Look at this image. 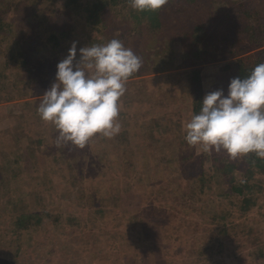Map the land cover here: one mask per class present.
Masks as SVG:
<instances>
[{
	"label": "rangeland",
	"instance_id": "rangeland-1",
	"mask_svg": "<svg viewBox=\"0 0 264 264\" xmlns=\"http://www.w3.org/2000/svg\"><path fill=\"white\" fill-rule=\"evenodd\" d=\"M8 1L0 0V6ZM250 1L254 2V6L259 12L264 11L263 3H255V0ZM218 4L223 6L220 2ZM47 6H50V2L47 3ZM46 8L42 14L40 13L39 19L34 20V25H37L31 28L36 36L31 37L25 31L26 33H22V37H19L13 31L6 34L5 40H3L4 36L0 37V61L8 56L7 50H3L4 44L7 42L9 44L6 45H10L18 38H21L19 43L21 44L20 41L23 42L22 48L26 52L39 49L36 57L39 60L46 58L50 50L56 56L54 61L47 62L51 74L32 81L33 86L29 94L22 98L23 101L27 100V104L23 102L22 106L16 108V113L18 110L19 114L15 118V122L14 119H11L14 115L7 119L0 118V140H2L3 134L12 129L15 140L22 138L21 140H26V143L36 140L38 142L37 147H44L43 149L52 156L56 153L60 155L56 157L65 160V157H73L80 147L68 143L69 149L65 151L66 148L58 149L56 144L48 145L49 142H46L42 136L44 129H52L55 125L51 122L48 125L46 121L42 120L37 109L43 93L56 80L58 63L65 58V53H69L73 42L77 44L78 57L76 59L80 58L79 49L85 47L81 40L87 37V32H77L74 35L76 37L71 41L65 38L63 42H67L68 45L63 48L65 53L60 54L59 47H51L54 41L50 39L49 34V31L56 33L58 31L54 25H52L53 29H48V31L46 25L50 21L62 23L66 16L58 15L49 10L48 7ZM9 14L8 11L4 8L1 10L0 7V16L6 19ZM17 14L18 20L21 15L19 12ZM114 16L108 18H114ZM142 20L139 26L145 29L149 19L143 18ZM206 22L205 20V24ZM219 23L221 22L217 21L216 23L217 29L225 30L226 32H222L227 34L228 40L215 39L212 43H206L205 50L200 51V61L194 57L196 62L186 64L188 60L182 56L185 44L171 42L170 45H173L171 48L173 62H183L185 66H177L168 70L153 69L150 72H140L143 74L136 72L129 78L126 84V92L119 102L120 133L108 138L109 141L107 142H104L107 137L102 134H96L93 136L94 139L91 138V142L95 143L91 149H97L102 153L101 166L104 162V171H108L112 178L105 174L104 178H107L105 181L98 168L92 169L90 166L85 168L82 162H78L74 169L68 167L67 172L63 171V165L57 167V178L61 176H68L73 180L79 178L81 185L86 187L85 191L91 187L93 182L99 183L96 194L89 202L91 206L87 209L86 216L92 217L94 210L101 205L120 206L119 219L115 217L116 220L108 227L109 229L118 231L121 225L128 224L127 217L132 212L145 213L146 216L141 219L145 223H138L135 219H130V223L135 222L134 225L139 224V227L150 229L153 231L151 234L157 236V244L153 248L155 258H151L150 253L141 254L142 256L137 257L139 258L137 259L133 255H120L117 252L107 257H100L99 252L95 251L86 257L81 252L80 236L75 234L60 235L57 225L52 222V220L59 219L69 213L75 215L76 210L81 205L78 201L82 200L80 195H71L60 208L48 209V213L36 225L32 226L31 230L12 229L13 231L9 233V240L0 244V264H94L93 261H100V264H156V260L160 259H166V264H188L189 258L200 255H208L210 264H264V226L258 230L255 228L252 233L249 225L245 228L241 227L237 223V219L232 217L233 210L240 205L237 203L238 198L237 196L229 198L227 192L230 179H233L236 187L240 188L241 180L253 177L258 180L256 188H262L264 195V159L253 158L251 160L253 162L250 163L249 160L238 157L236 162L239 163L240 169L245 174H237L234 177L232 172L230 174L227 169L229 166L223 163L225 156L230 158L226 152H216L215 150L205 152L203 146L187 147L182 144L181 137H179V134L185 132L183 125L190 120L192 115L197 114L195 109L198 108L199 102L201 105L198 111L202 107L204 96L208 92L215 91L218 87V83H208L213 86L212 89L205 85L207 77L203 73L205 67L209 64H215L217 66L216 71L211 73V69H208V75L217 79L223 74L225 76H221V78L229 81L235 71L241 68L233 63L234 58L243 56V62L251 66L254 64L251 59L254 60L257 56L256 53L264 48V38L259 40L260 38L249 34L244 29L245 32H242L241 27L236 28L232 25L230 28V25L221 23V26ZM127 31L130 32V29ZM145 33L148 35L147 28ZM194 37H196V30L191 33V37H188L186 41H194ZM149 43L154 44L151 38ZM150 46L153 47L154 45ZM231 48V51L235 50L236 52L234 57L231 56V51L229 52ZM156 49L158 50V48ZM190 54L193 55L192 52ZM216 55L218 56L216 57ZM137 56L142 61V67L147 65L153 68L151 64L155 65V62L144 58L147 57L146 51H142V54ZM199 66L202 67L201 75L204 76V79L196 80L191 77L189 72L181 73L183 69ZM9 79L4 89L0 90V104L12 103L17 99L13 97L15 90L12 88L11 78ZM20 110L23 112L22 114ZM13 125L15 126L13 127ZM175 137L177 138L175 139ZM5 138L6 136L3 138L4 141ZM171 145L174 146L173 149ZM55 148L58 149L57 152L54 151ZM81 150H83L80 153L81 156L76 158H80L81 161L83 159L90 161L91 158L87 152L89 148H82ZM108 153H111V162L108 161ZM131 155L135 156L131 157ZM38 159L43 162L40 158ZM121 159L127 162L133 161L137 163V167L124 166L120 170L114 169L111 165ZM73 161L75 162L76 159ZM44 163L46 162L44 161ZM216 167H222L224 170H216ZM31 168L33 169V167ZM141 175L145 180L141 179ZM87 177L85 182L84 178ZM193 181L194 183H192ZM182 188L185 190L181 191ZM255 190L257 191V189ZM182 192H187V195L182 194ZM38 194V200L44 203V206L36 207L32 211L33 214L46 207L51 200L46 191H40ZM6 199L5 197L0 198V214L2 211L4 215L14 211V214H20L23 219L25 210L22 203L6 207L5 212L3 205ZM84 202L86 204L88 200ZM225 206L230 207V212L227 214L222 213ZM190 208L193 210H186ZM258 209L264 214L263 206L258 207ZM193 216L200 218V226H195V230L192 227ZM32 218L34 220V217L30 216L25 220ZM194 224L196 225V222ZM137 228L138 226L135 227V230ZM96 234L97 231L92 234V246L96 245L99 240ZM220 237L222 241L219 239ZM230 241L237 242L240 247L239 253L236 248L234 250L239 255L235 261L231 259L232 254L228 255V251L227 257L218 254L224 251L220 244L222 243L224 246ZM211 254L214 256L212 257ZM242 257L249 258V262L243 261ZM175 259L180 261L175 262Z\"/></svg>",
	"mask_w": 264,
	"mask_h": 264
},
{
	"label": "trees",
	"instance_id": "trees-1",
	"mask_svg": "<svg viewBox=\"0 0 264 264\" xmlns=\"http://www.w3.org/2000/svg\"><path fill=\"white\" fill-rule=\"evenodd\" d=\"M174 1L175 0H169V3L158 11L140 12L131 7L130 0H9L7 3L0 6L1 10L4 8V10L10 13L6 19L0 16V37L4 36L3 40H5V37H7L6 34L13 31H15L19 37H22V33L24 34L25 31L29 33L31 37L36 36L31 29L37 25H34V20H38L40 13L42 14V11L48 7L49 10L58 15L62 14L66 16L65 21L62 23L50 21V23L46 25L47 30L53 29L52 25H54L58 31V33H56L55 31L48 30L50 39L54 41L51 47H59L60 54L65 53L63 48L68 45V43L63 42V40L68 38L71 41L76 37L74 35L77 34V32L80 33V31L87 32V37L81 40L83 46L103 45L112 39H119L125 47L132 49L137 55L142 54V51H146L147 57L144 58H146V60H151V62H155V65L151 64L153 68L144 65L138 73L142 71L150 72L153 71V69L168 70L176 68L177 66H185L183 62H173V54L171 53L173 45H170L171 42H178L179 44L182 42V44H185L182 56L185 60H188L186 64H193L194 61L196 62L194 57L200 61V51L202 49L205 50L206 43H212L215 39H220L221 41L228 40L227 34L222 32L225 30L217 29V21L224 23L223 25H230V28L232 25L236 28L241 27L240 30H242V32H245L243 31L244 29L248 31L249 34L260 38L259 40L264 38V11L259 12L257 7L254 6V2L250 0ZM48 2H50V6H47ZM219 2L223 6L218 4ZM258 2L264 4V0H255V3ZM10 9L12 12H10ZM18 12L21 17H18L17 20ZM109 16H114V18H108ZM143 18H145V20L149 19L148 26L146 27L148 29V35H145L146 28L143 29L142 26H139ZM205 20L207 21L206 24ZM127 29H130V32H128ZM194 30H196V37L193 38L195 40L187 42V38L191 37V33H193ZM129 36H131L130 39H128ZM124 37H126V39H124ZM150 38L154 44L149 43ZM20 39L21 38H18L10 45H6L9 44L7 42L4 44L3 50H7L8 56L0 61V90L4 89L6 82L11 78L12 88L15 90L13 97L18 99L14 102L12 101V103L0 104V118L7 119L11 115H14L13 118H11L14 119V122L19 114L18 110L16 113V108L22 106L23 102L27 104V100L23 101L22 98L29 94L33 86L32 81L34 79L49 76L51 74V69L47 62L54 61L56 57L55 53L50 50L46 58L39 60L36 58L39 49L26 52V50L22 48L24 45L23 42L20 41L21 44L19 43ZM150 45L154 46L151 47ZM156 48H158V50ZM231 50L232 48L229 52ZM190 52H192L193 55L190 54ZM235 53V50L231 51V56L234 57ZM67 55L68 53H65V58ZM256 55L254 60L253 58L251 59V61H254V64L251 66L243 62V56L234 58L233 63L237 66L239 65L241 68L237 69L235 74L233 73L234 75L231 74L230 80L237 76H240L241 79L247 78L259 63H264V48L260 49ZM217 56L218 55H216V57ZM79 60L80 58L77 59V61ZM208 66L203 70V73L207 75L205 85L212 89L213 86H210L208 83H218L216 90L223 89L225 90V95H227L230 80H223L221 78V76H225L223 74L220 75V78H217L218 80L213 76H209L207 70L211 69L210 71L213 73L216 71L217 66L215 64H209ZM184 71L187 73L189 72L191 77H194L196 80L204 79V76L201 75V66L186 70L183 69L181 73ZM200 105L201 102H199L198 108ZM198 108L195 109L197 114L202 107L199 111ZM20 113L22 114L23 112L20 110ZM20 123L22 124V121H20ZM49 123L50 122H47L48 125ZM14 126L15 125H13V127ZM12 133L11 129V131L3 134L2 140H0V198H7L3 205L5 212L6 207H12L18 203H22L25 215L22 219L20 214H14V211L8 212L7 215H4L2 211V214H0V244L5 240H9V233L13 231L12 229L31 230V227L36 225L37 222L48 213V209L60 208L71 195H80L81 198H79L82 201H78L79 205H81L79 209L76 210L75 215L69 213L59 219L52 220V222L57 225L60 235L75 234L80 236L82 244L81 252L84 253L86 257L90 256L92 251H95L99 252L100 257H107L117 252L120 255L128 254L136 258L141 257V254L146 255L150 253V257L155 258L153 248L157 244V236L151 234L153 231L150 229L139 227V224L134 225L135 222L130 223V219H135L141 224L145 223L141 221V219L146 216L144 215L145 213L137 211H135V213L132 212L130 216L128 214V224L121 225L118 231L109 229L108 227L113 224L114 220L117 218L119 219L120 206L110 207L101 205L94 210L92 217L86 216L87 209L91 206L89 202L96 194L99 183L93 182L91 187L85 191L86 187L81 185V180L79 178L73 180L68 176L56 177L57 167L63 165V171L67 172L68 167L74 169L78 162L84 163L83 165L85 168L89 166L92 169L98 168L100 173L103 174V178L105 174L107 177L110 176L108 171H104V162L101 166L102 153L97 149H91V146L95 145V143L91 142V139L83 147L89 148V151H87L89 155H87L90 156V161H85L84 159L81 161L80 158H76L81 156L80 153L83 151L81 150L82 148L77 149L73 157H65L64 160L56 157L60 156L56 153L52 156L48 151L43 149L44 147H37L38 142L36 140L29 143H26V140H21L22 138H20V140H15V135ZM185 135V132L179 134L181 142L187 147H190L185 141ZM4 136H6L5 141L3 140ZM42 136L46 142H49L48 145H57L59 132L56 127L44 129ZM176 138L177 137H175V139ZM107 141H109L108 138L105 139L104 142ZM171 146L173 149L174 146ZM58 147V149L66 148L65 151L69 149L67 144H62ZM58 149L54 151L57 152ZM108 155V161L111 162V153H108ZM134 156L135 155H131V157ZM240 157L249 160L250 163L253 162L251 161L253 158H257L255 153ZM38 158L43 160V162L39 161ZM50 159L52 160L50 161ZM74 159H76L75 162L73 161ZM223 159V163L229 166L227 169L230 174L232 172V176L236 177L237 174H245V172L240 169L239 163L236 162L238 157L232 159L231 157L225 156ZM44 161L46 163H44ZM111 166L114 167V169L118 168L120 170L124 166L130 168L137 167V163L133 161L127 162L121 159ZM31 167H33V169ZM216 170L221 171L224 169L222 167H216ZM110 177L112 178V176ZM84 179L86 182L88 177ZM141 179L145 180L142 175ZM104 180L106 181L107 178H104ZM257 181L258 180L253 177L243 179L239 183V188L236 187L234 180L230 179L228 186L229 190H227L228 197L237 196V203L240 204L237 209L233 210L234 213L232 217L237 219V223L243 228L249 225L251 233L255 228L258 230V228L264 226V214L258 209V207H264V195L262 194V188H256ZM109 182L111 183L112 180ZM192 183H194V181ZM255 189H257V191ZM183 190L185 189L182 188L181 191ZM40 191H46L51 200L46 207L33 214L32 211L35 210L36 207L44 206V203L38 200V193ZM182 194L187 195V192H182ZM87 200L88 203L85 204L84 201ZM224 208L225 210H222L223 214L230 212L229 206H225ZM186 210L192 211L193 209L190 208ZM29 216L34 217V220L33 218L31 220H25ZM115 217L116 219H114ZM199 221L200 218L193 216V230L196 229L195 226L199 225ZM195 222L196 225L194 224ZM137 226L138 228L135 230ZM95 231H97L96 237L99 238V240L96 245L92 246V234ZM219 239L222 241L221 237ZM220 246H222V250L225 251V254L224 251H222L218 253L219 255L227 257L228 251V255L232 254V260L235 261V259L239 258V255L234 251L236 248L238 253L240 252V247L237 242L230 241L224 244V246L221 243ZM211 255L212 257L214 256V254ZM192 257L193 258L188 259V264H210L208 255ZM242 258L243 261L249 262V258ZM156 261V264H166V259ZM178 261L180 260L175 259V262ZM93 263L100 264V261H93Z\"/></svg>",
	"mask_w": 264,
	"mask_h": 264
},
{
	"label": "clouds",
	"instance_id": "clouds-1",
	"mask_svg": "<svg viewBox=\"0 0 264 264\" xmlns=\"http://www.w3.org/2000/svg\"><path fill=\"white\" fill-rule=\"evenodd\" d=\"M137 11H158L169 0H130ZM73 42L57 65L56 80L42 95L38 106L41 119L59 132L57 145L71 143L83 148L96 134L118 135L121 97L129 78L142 61L119 39L79 49ZM185 141L203 146L204 151L226 152L232 159L255 153L264 159V63L247 78L230 80L223 89L208 92L198 114L184 125Z\"/></svg>",
	"mask_w": 264,
	"mask_h": 264
}]
</instances>
